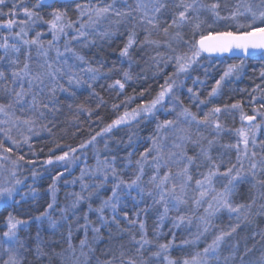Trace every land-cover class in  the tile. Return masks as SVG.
I'll return each instance as SVG.
<instances>
[{"label":"snow or ice","instance_id":"6c2138e0","mask_svg":"<svg viewBox=\"0 0 264 264\" xmlns=\"http://www.w3.org/2000/svg\"><path fill=\"white\" fill-rule=\"evenodd\" d=\"M73 5L76 19L68 14ZM5 7H8V0H0V33H3L0 34V116L4 117L0 119V169L6 168L9 163L13 169L33 164L34 161L26 160L20 150L24 145L31 150V138L41 132L55 136L53 129L57 125L54 121L62 107L57 92L66 93L65 101L74 102L75 89L84 85L92 89L100 76L103 62L97 61V67L91 66L84 55L70 46L72 41H83V46L87 47L95 43L96 36L105 40L123 36L120 56L128 58L130 67L131 53L139 49L154 53L148 60L157 73L163 70L161 66L173 70L164 76L160 90L150 102L138 105L131 111L125 110L79 145L80 149H85L94 145L98 136L110 133L113 128L121 125L131 127L133 122L139 124L141 120L156 118L160 111L172 117L157 121L154 133L149 136L151 146L139 153L129 179L118 171L117 157L113 155L111 160L106 158L102 169H97L98 174L94 173L98 183L82 184V190L91 189L87 196L72 194L71 208L75 209L81 201L98 195L97 190L111 176L110 195L100 199L99 206L94 210L89 204V211H95L97 220H90L87 213L83 214V224L75 213L74 220H70L67 206L60 209L58 218H53L49 210L55 211L54 198L35 219L46 218L53 228L58 226V221L68 222V234L64 238L67 247L56 252L49 244L47 247L52 250L45 251L41 243L37 244L33 253L32 247L17 235L18 227L27 225L28 221L9 213L6 231H3L0 239V251L6 258L0 257V264H26L28 254H34L37 264H46V261L50 264L53 258H62L63 264H90L93 258L99 261L93 244L104 239L102 229L105 228L108 242L123 240L127 235L128 243H120L116 248L109 247L102 253L105 259L99 264H151L152 260L160 264H221L222 261L223 264H235L237 259L243 264L252 248L246 246L244 252L237 256L238 244H232L228 255L222 257L221 253L222 247L229 243L238 229L253 223L254 216L264 215V140H257V131L264 125V111L260 110L264 109V98L259 109L253 108L252 115L244 112L239 100L222 107L213 104L208 111L198 114L201 105L213 103L226 78L242 71L243 60L227 65L206 99H200L199 91L193 87L187 88L189 104H195L197 112L185 106L179 91L187 79H191L193 85L203 82L199 76L193 78L192 73L203 66L205 54L211 56L239 50L247 55L250 49L264 50V0H87L86 3L80 0H35L31 6L27 0H12L7 12L4 11ZM221 22L223 30L217 28ZM42 27L47 28L50 40L45 41V33L37 30ZM70 35L71 40L65 39L61 51L60 40ZM53 52L54 56L51 55ZM66 53H71L88 67L78 72L75 65L68 63L70 57H66ZM81 72L89 74L87 79L83 78ZM260 77L264 78V71L260 72ZM132 78V73L125 70L122 79H116L108 87L116 88L117 94H122L125 84ZM255 90L264 92L260 85H256ZM91 94L98 96L94 90ZM99 99L102 104L103 98ZM131 99L128 97L125 103ZM255 99L253 96L252 100ZM73 102L67 103L69 109H72ZM112 107L118 109L120 105L113 104ZM76 109L78 112L86 111L82 104H76ZM229 110H239L240 120L247 121V126L226 129L220 116L231 115ZM88 115L91 116L92 112L88 111ZM257 116L261 117V121L253 123ZM193 126L196 127V138L192 135ZM202 126L210 128L214 135L211 138L205 136L199 131ZM226 130L235 131L239 137L235 144L222 145L237 152L236 162H228L230 166H225L222 158H214L211 154L213 146ZM170 137L171 144L168 143ZM131 143L132 136L129 137L130 146ZM188 143L196 145L199 151L189 155ZM257 147L261 149L260 153ZM76 152V148L70 147L62 155L50 156L45 163L65 162L66 167L70 159H78L75 156L70 158V153ZM133 155L134 152L127 153V165L133 164ZM194 166L198 170L205 169L199 172V178H194L192 174ZM16 175V171L12 170V179L0 186V208L19 205L24 199L18 188L23 181L17 179ZM216 182L221 184L220 188L216 187ZM243 185H251L250 192L259 186V196L252 195L247 203L236 202L234 198ZM49 187L55 193V179ZM17 196H20V200L16 199ZM129 201L135 209V218H130L129 212L124 210ZM150 209L155 210L157 215L151 238L145 221L140 219ZM108 210L111 211L110 217L105 214ZM225 212L229 222L222 228L217 221ZM121 217L126 221L125 227L120 225ZM165 220H170L174 229L181 226L190 228L195 222L196 231L190 232V238L181 241V250L184 246H196L197 250L171 258L168 253L175 245L176 234L173 232L168 242H160V228ZM73 223L77 230H84V238L79 240L78 245L72 243ZM112 225L118 230V236H114ZM134 227L138 228V234L132 231ZM201 241L204 242L203 248L198 247ZM260 264H264V254L260 257Z\"/></svg>","mask_w":264,"mask_h":264},{"label":"trees","instance_id":"16d2710c","mask_svg":"<svg viewBox=\"0 0 264 264\" xmlns=\"http://www.w3.org/2000/svg\"><path fill=\"white\" fill-rule=\"evenodd\" d=\"M69 12V14H72L71 11ZM217 28L219 30H223V26L221 25H219V27ZM122 31L123 29H121V32ZM141 38L143 37L141 36ZM123 42V36H118L111 40L101 39L100 37L96 36L94 44L90 43L87 47H85L83 46L82 41L77 45L78 49H80V55H84L90 62L91 66L97 67V61L103 62L100 76H98L96 81L93 83L92 89H88L86 85L76 88V96L74 98V102L65 101V97L67 95L66 93L57 95L62 101V107L61 111L56 114V118L54 121L57 125V127L53 129L55 136H50L47 132H41L38 136H33L31 138V150H29L27 145H24L20 150V154H24L26 160L34 161L33 164H24V162H21L22 164H24V168L30 167L29 170H26L28 176H31L33 172H38L39 169H36L35 166H37V164H39V166L42 165L50 156L59 155L65 149L69 151L70 147L78 148L79 145L82 142L86 141L89 136H91L95 132H100L102 128L111 123V120L113 119L115 113L119 116L125 110L135 109L138 105L147 104L152 100L155 91L163 81V78L168 73L169 69L168 67L161 66L163 70L157 73L155 66L151 65V61L148 60V57L150 55H153L151 50L141 52L139 49L132 51V63L130 67L128 58L120 56V49L123 46ZM145 61H148V63H145ZM261 61L262 60H259L257 58L248 59L247 66L244 69V74L241 79L237 81L223 82L222 87L219 90V95L216 97L213 103L207 104L206 106L201 105V107H203L204 110L207 111L208 108H211L213 106V104H216L218 106L223 105L226 100L230 98H232L233 101L236 98H242L240 101L244 103L246 100L250 101L253 96L263 95V92L260 90L254 91V89H256V85H260L261 88H264V78L260 77V72L264 70V63ZM109 69H112V71H109ZM125 70L130 71L133 78L125 84V89L123 90L122 94L118 95V89L109 88L108 85L112 84L116 79H122V72ZM200 70L201 67L198 68L197 71ZM80 74L84 79H87L89 75L82 72ZM216 80L217 79L209 78L202 85L194 87L195 90L199 91L200 99L207 98L208 92L215 85ZM93 90L95 91V93H98V96L91 94ZM141 93H143V95H141ZM188 94L189 93L186 94L185 92H182L180 99H183L185 106H188L192 111H195L197 107L195 104H189ZM100 97L103 98L102 104L100 103ZM128 97H132V99L130 102L125 103ZM69 102H73L72 109H69L67 107V103ZM76 104H82L86 111L78 112L76 109ZM98 104L100 105L99 107H97ZM113 104H118L120 105V107L118 109H113ZM202 109H200L201 112H203ZM88 111L92 112L91 116L88 115ZM146 122V119H144L141 120L139 124L133 122V125L131 127H124L126 131H130L128 133H130L131 135H129L127 132H124L121 128L112 130L110 133L105 135L106 138H108L109 140L111 138L112 141L107 145V148H105L106 156L104 158L111 160V157L114 155V153L116 151H119L120 153L117 158L116 166L118 171L125 179H129L132 176V173L135 170V160L139 157V153L144 151V149L148 146L147 140H149V136L152 135L150 134V131L153 130V126L150 122ZM126 135L128 137L132 136L131 146L129 145V138L126 137ZM136 144L137 148H135L134 150H130V147ZM198 151L199 148L196 145L191 143L187 144V152L189 155H193ZM221 151L224 150L212 148L211 154H220L222 159L225 160V153L222 154ZM128 152H134V155L132 156V165H127L125 161V157L127 156ZM89 164L91 165V163ZM49 168L51 169L49 170ZM49 168L44 169V171H46L45 174L38 176V182L35 186L39 189L40 192H42L44 187L48 186L47 184L49 182V185L53 184V180L55 179V186L59 189L56 197V202L59 203L56 212H58L59 214H55L52 216L53 218H58V216H60L61 209L60 202H67L64 200V198H62V192H67L69 188L73 191L77 190V187L79 186L78 183L75 187L64 185V181L66 178H72L73 175L76 174V169L78 168L76 167L73 170L74 172L68 174L65 172L64 168H60L59 170L55 169V167L53 166ZM150 170L151 169L149 168L148 171L150 172ZM173 171H175V169H173ZM191 171L194 178H199V172L205 171V169L200 168L198 170L194 166ZM61 173L62 175H60ZM88 177L89 176L85 175L84 178H82L84 181H87L86 184L99 182L95 179L94 176H92L94 182L91 181V176L89 178ZM88 181L90 183H88ZM111 185L112 179H109V181L105 183L103 187L97 190L98 195L94 194L90 198V200L81 201L79 203L77 211H75V216L80 217L81 224L84 223L82 218L84 213H87L89 219L93 222L97 220L95 211H89V204L91 203L93 210L98 207L100 199L106 198L108 195H110V191H108V189L111 188ZM244 188V185L240 187V189L238 190L239 194L234 198L235 201L244 202L246 198H249L247 197L248 192H246ZM88 191H91V189L82 190V194L87 196ZM47 203V196L44 195L43 197H39L38 199L21 201L20 205L1 208L0 222H2L4 217H7L9 213H11L12 215L21 216L22 212L24 211V216H28L27 218L35 219V217L39 216L40 213L43 212V208L47 206ZM67 207L69 208L70 206L67 205ZM139 207L142 208L144 207V205H140ZM124 210L129 212L130 218H135L133 216V212L135 211V209L131 201H129L127 207ZM105 214L109 217L111 216L109 210ZM256 216L257 217H254L252 223L253 227L238 229L237 234H239V236L233 238L232 240H229V243L222 247V257L229 254V250L231 249L232 244H238V256L244 252L246 246L253 249V251L245 257V264H249L251 262H260L258 261V259L262 254H264V229H262V227H264V217L262 215ZM69 218L70 220H74L73 215H71V217L69 216ZM140 219L145 221L149 237L151 238L157 221L155 210L150 209L146 215L142 214L140 216ZM35 221L37 223H30L23 230H19L18 234V237L21 241L26 242L32 247L33 253L37 244L41 243L43 244L45 251L52 250L47 247L49 244L52 245V248L56 252H60L62 248L67 247L66 243H64V238L68 234V222L58 221V226L56 228H53L49 220H47L46 218H41L40 220L35 219ZM227 221L229 222V218L228 215L225 214L220 221H217V223H219L221 227H226ZM120 225L121 227L126 226V221H124L122 217L120 218ZM173 229L174 228L171 227L169 220H165L163 222V226L160 228V232L162 233L160 237L161 243H166L170 240V238L172 239L173 232L176 234L175 245L169 251V255L172 258H179L188 253H192L193 250H197L196 246H184L183 251L181 250V241L183 239L190 238L189 233H194L196 231L195 222L191 225L190 228L181 226L178 229ZM111 230L114 236L119 235L115 225H112ZM132 231L137 232L138 234V228L134 227ZM102 232L104 233V239L98 240L95 244H93V247L96 248L95 256L99 257V261L93 258L90 260V264H99L100 261H103L105 257L102 255V253L109 247L116 248L120 243H128L127 235H125L123 240H113L111 242H108L107 229H102ZM37 233H39V238H37ZM243 235H246L245 238H242ZM81 238H84V230H77L75 224L73 223L72 243L74 245H78ZM88 238L91 241L92 234L90 231ZM199 245L200 248H203V241H201ZM226 250L228 251L227 254ZM155 263L156 262H154V260L151 261V264ZM26 264H37V261L34 258V254L27 255ZM46 264H48L47 261ZM50 264H63L62 258H53Z\"/></svg>","mask_w":264,"mask_h":264},{"label":"rangeland","instance_id":"374dc122","mask_svg":"<svg viewBox=\"0 0 264 264\" xmlns=\"http://www.w3.org/2000/svg\"><path fill=\"white\" fill-rule=\"evenodd\" d=\"M27 2L29 4V6H31L32 4L35 3V0H27ZM80 2L81 3H86L87 0H80ZM93 2H96V0H93ZM11 3H12V0H8V7H5L4 8V11L5 12H7L8 11V8L11 7ZM69 11L72 12V14H69L70 12L68 13L69 16H71L73 19H76V13L74 11V5L69 8ZM220 25L223 26V22H221ZM217 27H219V25H217ZM37 30L38 31H43L45 33V35L43 37V39L45 41L51 39V35L48 34V30H47L46 27H42V28L37 29ZM0 34H3V33H0ZM32 34L34 35V33H32ZM65 39L71 40V35L69 37L62 38L60 40L59 46L61 48V51H63V45L65 43ZM90 39H91V37H90ZM79 43L80 42L72 41L70 46L73 47L80 54V52H79L80 49H78V47H77V45ZM35 55H36L35 54V51H33V57L34 58H35ZM51 55L54 56L55 53L53 52V53H51ZM65 56L66 57H70L68 59V63L69 64H72V65H75L76 66V70L78 72L81 69L87 68V65L86 64H82L81 62L77 61L75 59V57L72 56L71 53H66ZM205 57H206V59H204L202 61V65L203 66L201 67V70L192 73L193 78L196 77V76H199L200 77V80L203 81V82L202 83H197V84L193 85L191 79L185 80L183 88L180 89V91H179V95L180 96H181L182 92H185L186 94L188 93L187 92V88H189V87H193L194 88L196 86H200L204 82H206V80H208L209 78L219 79L220 75L226 69L227 65L233 64V63H240V61L243 60L244 64H243L242 71L238 75H233V76H231L229 78H226V80L224 82L240 80L241 77L244 74V69L247 66L248 59H250V58H246V59H236L235 60V59H228L226 57H216V56H208V55H205ZM251 58H254V59L257 58L259 60H262L261 62L264 63V51L262 53L258 54L257 56H254V57H251ZM168 69H169L168 70V73H170L173 70L171 67H168ZM205 69H207V75H205ZM262 71H264V70H262ZM82 73H84V72H82ZM162 83H163V81L160 84H162ZM159 90L160 89L158 87L157 90L155 91L154 95H153V98L156 96V94L158 93ZM59 94H62V93L57 92V95H59ZM188 96H189V94H188ZM255 98H256L255 101H253L251 99L250 101H247V100L245 101L244 100L245 101L244 103L241 102L242 103V106H243L244 112L246 114H248V115H252L253 114V111L252 110H253L254 107L257 108V109H259V104H260L262 98H264V92H263V95H261V96H255ZM241 99L242 98H236L233 101V99L230 98V99H227L224 104H226V103L227 104H231V103L236 102L237 100L240 101ZM223 105H220V106L222 107ZM167 106H168V104L166 102L165 103V107H167ZM202 108L203 107L200 106V109H202ZM202 110H203V112L205 111L204 108ZM260 110L261 111H264V109H260ZM128 111H131V110H128ZM197 111L198 110L195 109V111H193V112H197ZM229 111L232 113L231 115L221 114V116H220V120H221L222 124L225 126L226 129H232V130H234V129H238V128L242 127V126H247L248 122H246V121H243L242 122L240 120V112H239V110H229ZM203 112L199 111L198 114H200V113L202 114ZM117 117H118V114L115 113L114 116H113V119L111 120V122L114 119H116ZM165 118H169L170 119L172 117L171 116H168L165 112L160 111V112L157 113L156 118L146 119V121H147L146 123L150 122L151 125L153 126V130L150 131V134H153L154 133V129H155V126H156L157 121L158 120L162 121ZM0 119H4V117L3 116H0ZM260 121H261V117L257 116V120L254 121L253 123H259ZM124 127H126V126L125 125H121L119 127L113 128V130H116L118 128H121L124 132H127V133L130 132V131H126L124 129ZM199 131L202 132L205 136H208L209 138H211V136L214 135V133H212L211 132V129L208 128V127H203L202 126L199 129ZM96 133L97 132H95L91 136L96 135ZM128 134L131 135L130 133H128ZM150 134H148V135H150ZM105 135L106 134H104L102 136H98L94 145H89L85 149H80L79 147L76 148L77 149V152L74 153V154L70 153V158L72 156H75V157H78V159H70V162L67 163L66 167H65V162H54L51 165L46 164L44 162L40 166H39V164H37V166H35L36 169H39V171H38L39 173L38 172H35L36 173L35 176H33V175L28 176L26 170H29L30 167H28V168H24L23 167L22 169H13L12 168V165L9 163V164H7L6 168L0 169V186H3L5 184H7V182L12 179L11 171L12 170H15L16 173H17L16 178L23 181V183L18 186V188L20 189L21 194L24 196V199L22 201H24V200H30V199H38L39 197H43L44 195H46L47 196V202L48 203H51V202H53V199L54 198H55V201H56V199H57L56 197H57V193H58V190L59 189L55 186V193H53V191L49 187L50 186L49 185L50 182H49L47 184L48 186H45L44 189H43V191L40 192L39 189L35 186V185H37V182H38V176H40L42 174H45L46 171H44V169L49 168V167H52V166L55 167V169H57V170H59L60 168L61 169L64 168V170H65V172L67 174L74 172L73 170L77 167L78 169H76V174H74L72 178H69V179L66 178L65 181H64V183H65L64 185H68V186H71V187L72 186L75 187V186H77L76 184L78 183L79 184V186L77 187L78 189L73 191V190H71L69 188L67 190V192H62V198H64V200L67 201V202L66 203H64V202L61 203L60 202V204H61L60 207L61 208H65L67 205L70 206L67 215L71 217V215H73V213H75V211H77V208L79 206V204H78L75 209L71 208V205H72V202H73V199H74V196L72 194H74V193H82V184H86L87 183V181H84L82 178H84L85 175H87L89 177L91 176L90 177L91 178V181L94 182L92 176L95 177L94 173L98 174L97 173V169H102L104 167L105 159H106V158H104L106 156V153H105V143H107V145H108L112 141L111 138L109 140L108 138H106ZM192 135H193V137L196 138V127L195 126H193V128H192ZM91 136H89L87 140H89ZM126 137H128V136L126 135ZM238 140H239V137L236 135L235 131H227L226 130V131H224L221 134V136L218 139V142L213 146L214 149L218 148L219 150H222V149L224 150V151H221V153L222 154L225 153V155H224V157H226V159L224 160L226 162L225 166H230V164L228 162H231V163H235L236 162L237 152H236V150L234 148H225V147H222V145L235 144V143L238 142ZM257 140L258 141L259 140H264V125H262L261 128L257 131ZM147 141H148V146L147 147H150L151 146V141L150 140H147ZM171 141H172V137L169 138L168 143L171 144ZM203 143L206 146V141H204ZM240 147L243 148V145L241 144ZM135 148H137V144L136 145H133L132 147H130V150L131 149L134 150ZM256 150H257L258 153L261 152V149L259 147H257ZM65 151H68V150L65 149L59 155H62L63 152H65ZM119 153H120L119 151H116L114 153V155L118 158ZM212 156L214 158H217V159L222 158L220 156V154H218V155L217 154H212ZM89 163H91V165ZM247 166H248V163H247V160H245V168H247ZM50 169L51 168H49V170ZM81 170H82V172H81ZM221 170H223V167H222ZM150 172H151V170H150ZM80 173H81V175H80ZM109 179H111V176L109 177ZM88 183H90V182L88 181ZM244 186H245V188H244L245 191L248 192L247 197L250 198L252 195H256L257 197L259 196V192L261 191V189L259 188V186H257L256 188L252 189L251 192L249 191V188H251V185H244ZM216 187L217 188H220L221 187V184L219 182H216ZM33 189H35L34 192L32 191ZM249 198H246V200L244 202L247 203L248 200H249ZM16 199L17 200H20V196H17ZM236 202L239 203L240 201H236ZM48 203H47V205H48ZM58 204H59L58 202L55 203V211L54 212L52 210H49V212L52 215L59 214L58 212H56V209L58 207ZM46 209H47V206L45 208H43V212ZM109 213L111 214V211L110 210H109ZM225 214H227V213L225 212V213H222L220 215L219 221L223 218V215H225ZM24 215H25V211L22 212L21 216H16V215H14V216H16L18 219L27 220L28 221L27 225H29L30 223L36 222L35 219H33V218H27L28 216H24ZM171 215H174V213L171 214ZM262 216L264 217V215H262ZM254 217H257V216H254ZM6 219H7V217H4L3 221L0 222V239H2V233H3V231H6V227H5V225H6ZM170 224H171V222H170ZM227 224H228V221H227ZM27 225L19 226L18 229H17V235L19 234V230H23L24 228L27 227ZM171 227H172V225H171ZM247 227L248 228L253 227V224L251 223L249 225L242 226L240 229L247 228ZM222 228H224V227H222ZM254 228H255V226H254ZM262 229H264V227H262ZM238 236H239V234L235 233L233 235V237L230 238V240H232L233 238L238 237ZM245 236L246 235H243L242 238H245ZM210 239H211V234H210V236H208V240L209 241H210ZM170 240H171V238H170ZM198 246L200 248V245H198ZM194 251H196V250H193V252ZM227 253H228V251L226 250V254ZM0 257L6 258V257L3 256L2 251H0ZM258 261H260V258L258 259ZM154 262H156L155 264H160L159 261L154 260ZM221 263L223 264V261ZM235 264H240L239 259H237L235 261ZM243 264H245V262H243ZM249 264H260V262H257V263L256 262H251Z\"/></svg>","mask_w":264,"mask_h":264},{"label":"water","instance_id":"95a60500","mask_svg":"<svg viewBox=\"0 0 264 264\" xmlns=\"http://www.w3.org/2000/svg\"><path fill=\"white\" fill-rule=\"evenodd\" d=\"M264 50H249V54L245 55L242 52H240L239 50H233L232 52H227V53H217V54H212L211 56H216V57H223V56H227L230 59H237V58H242V59H246V58H251L254 56H257L258 54L262 53ZM208 55V54H205ZM247 122V121H246Z\"/></svg>","mask_w":264,"mask_h":264},{"label":"bare ground","instance_id":"6f19581e","mask_svg":"<svg viewBox=\"0 0 264 264\" xmlns=\"http://www.w3.org/2000/svg\"><path fill=\"white\" fill-rule=\"evenodd\" d=\"M223 57H227V56H223ZM237 59H242V58H237ZM243 197V196H242Z\"/></svg>","mask_w":264,"mask_h":264}]
</instances>
